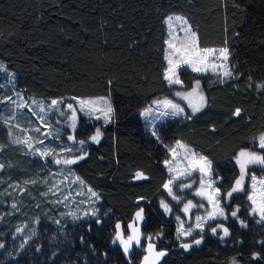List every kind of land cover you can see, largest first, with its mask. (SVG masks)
I'll list each match as a JSON object with an SVG mask.
<instances>
[{
  "label": "trees",
  "instance_id": "1",
  "mask_svg": "<svg viewBox=\"0 0 264 264\" xmlns=\"http://www.w3.org/2000/svg\"><path fill=\"white\" fill-rule=\"evenodd\" d=\"M170 13L187 19L199 46L228 49L231 75L180 70L185 88L199 81L206 104L158 123L153 135L138 114L176 89L165 79ZM0 61L26 95H107L113 109L109 122L80 117L75 130L87 155L70 167L99 198L96 215L80 220L59 215L42 197L46 166L10 140L0 117V264H126L116 234L126 232L140 206L148 217L144 232L166 252L157 264H264V221L249 213L247 199L248 175L264 177V165H250L243 190L227 196L239 177L236 153L264 156L254 143L264 132V0H0ZM97 129L99 142L90 141ZM177 140L211 160L227 216L185 240L175 232L179 204L163 189L165 161ZM137 172L146 178L135 179ZM161 199L173 207L170 215ZM35 221L40 238L17 244L16 230ZM218 225L229 235L220 228L213 234ZM201 237L199 248L181 249V242ZM141 256L135 251L133 264Z\"/></svg>",
  "mask_w": 264,
  "mask_h": 264
},
{
  "label": "rangeland",
  "instance_id": "2",
  "mask_svg": "<svg viewBox=\"0 0 264 264\" xmlns=\"http://www.w3.org/2000/svg\"><path fill=\"white\" fill-rule=\"evenodd\" d=\"M170 17L172 18L171 20H169ZM177 17L181 19H176ZM164 23L166 34L164 51L166 74V70L169 68L168 60L172 59L173 61H176L177 59L174 55L175 49L170 47V44L180 47L182 43L185 42V30L188 29L190 24L184 16L176 13L168 14L164 19ZM191 30L194 31L192 28ZM198 47L201 50L202 55H207L205 62L197 65L204 70L199 72L193 71L191 66L182 64L176 70L181 83L169 84L166 80L169 86L176 87V89H173L169 95H162L154 98L147 107L139 111L138 115L142 120L143 127L151 133L154 132L155 126L158 123H162L171 118L185 117L188 113H193L191 107H189V101L183 99L181 96H177V92L189 93L195 88L197 89V93L191 97L193 102L196 101L198 95L201 93L205 97L201 85H197V82L189 88L184 87L179 73L180 70L188 69L197 74H204L208 72L215 75L218 74L221 77H227L224 75L225 71L231 73L229 53L227 59L225 60L222 56H220L218 51L219 49H223L225 47H201L199 45ZM203 49H213L217 51L211 54H204L202 51ZM0 69L4 71V78L0 82V117L3 119L8 128L10 140L21 146L24 153L30 156V158H34L46 166V174L44 176L45 179L39 181L41 186L44 187V190H42L44 196L42 197L50 206L56 208L59 215H67L72 220L92 218L93 215H91V213H96V204L98 203L99 198L97 195H92L94 191L83 183L82 179L70 167L71 164H64L63 160L75 159L77 155H83L81 146L85 144V139L75 133L80 117L89 118V120L94 119L101 123H107L111 120L112 113L106 112L108 105L102 102V100H107L111 106L110 97L107 95H96L88 97L52 99L61 101V103L51 105L52 100H43L34 96H29L24 92L15 89L13 86L14 74L6 70L5 64L1 61ZM80 100H101V102L95 105V108L97 109L96 111L89 112L88 110H80V105L78 103ZM165 100H171L173 103L179 104L180 107L184 109V112L176 116L171 114L167 116L162 115L164 111L171 112L170 109L164 108L162 102ZM68 104H71L73 108L76 109L74 128L72 126L73 120L71 118L72 111L68 109ZM101 109L104 111H101ZM146 109H149L150 111L147 114H144ZM37 129H39V131H37ZM95 134L96 132L93 135ZM261 135H264V132L256 136L254 139V143L259 149H262L259 143ZM70 136L74 137V139H69ZM91 137L89 139L90 141H92ZM18 140L21 142L17 143L16 141ZM25 140H27V143L23 142ZM80 141H84V144H81ZM29 145H31V147H29ZM241 151L255 152L249 149H241L236 153L235 162L239 168L238 179L240 178V165L237 163L236 158ZM41 153H47V155H41ZM193 153L195 156H193ZM256 154L260 155L259 153ZM200 156L205 155L180 140L175 141L169 148V163L166 164L169 177L164 185L171 180L172 184L170 187L173 190V195L179 197V199H173L164 185L163 189L167 198L170 199L171 202L179 204L177 207V213L174 216L177 226L176 236L179 235L178 229L181 227L185 231L192 228L193 235L195 232L203 231L206 224L212 220H224L227 218L226 207L222 203L219 192V196L217 197V199H219V207L223 209L225 215H217L215 219H206L208 213L214 210V205L209 201L208 197L214 194L217 186L212 178V162L210 174L201 173L198 168H195L191 164L194 159H198ZM185 157H187V159H185ZM207 159L211 161L208 157ZM57 160H60L61 162L56 163ZM250 165L253 164L247 165L244 180L248 175L247 168ZM169 169H171V171ZM252 177L256 178L255 183L258 192L262 187H264L259 183L264 180L263 176H257L253 173L248 175V196L253 194L252 185L254 182ZM135 179H137L136 175ZM201 182L204 184L203 189L201 188ZM210 182L212 184L211 187L208 186ZM184 185H191V187H184ZM199 191H203L205 194L203 196L197 195V192ZM161 201L167 203L169 211H165L161 205ZM188 201H191L194 206L191 207L188 212H185L184 207ZM249 202V213L260 218L258 213H252V204L250 200ZM160 207L166 215H170L173 211V207L170 206L164 199L160 200ZM197 217L202 218L200 222L203 224V229L196 227ZM37 224L38 221H35L28 226L20 227L19 231L16 230L15 239L17 244L25 246V244L39 239L41 234L38 233ZM191 236H180V240L188 239ZM37 248H39V246H37Z\"/></svg>",
  "mask_w": 264,
  "mask_h": 264
},
{
  "label": "snow or ice",
  "instance_id": "3",
  "mask_svg": "<svg viewBox=\"0 0 264 264\" xmlns=\"http://www.w3.org/2000/svg\"><path fill=\"white\" fill-rule=\"evenodd\" d=\"M171 19L172 18L170 17L169 20H171ZM176 19H181V18L177 17ZM185 34H186L185 42L182 43V45L180 47H176L175 45L170 44V47L175 49L174 55L177 57V59H176V61H173L172 59L168 60L169 68L166 70L165 79L168 81L169 84H180L181 83L179 77L177 76L176 70L182 64L191 66L193 71L199 72V71L204 70L203 68L197 66L198 64L204 63L205 60L207 59V55H202L201 50L198 47L197 34L191 30L190 26L188 27V29L185 30ZM202 51L204 54H211L217 50L203 49ZM218 51L220 53V56H222L226 60L227 56H228V49L223 48V49H219ZM224 75L229 76V75H231V73L228 71H225ZM197 85H199V81H197ZM196 93H197V89H195V88L192 90V92H189V93H181V92L176 93L177 96H181L183 99L189 101V107H191L193 113L199 112L206 104L205 97L203 96L202 93L199 94L196 101L193 102L191 97H193V95ZM100 102H101V100H80V101H78V103L80 105V110L81 111L88 110L89 112L96 111L97 109L95 108V105L100 103ZM102 102L104 104L108 105L106 112L112 113L113 109L111 108L109 102L107 100H102ZM59 103H61V101H57V100L51 101V105H57ZM157 103H160V102H157ZM162 103H163L165 109L171 110V112L164 111L162 113V115H164V116H167L169 114L176 116V115H180L184 112V109L182 107H180L179 104H175L171 100H165ZM67 107H68V109H70L72 111V117L71 118L73 120L72 126L74 128L75 127V119H76V109H74L71 104H68ZM101 111H104V110L101 109ZM149 111H150L149 109H146L144 114H147ZM240 111L241 110L239 108H237L235 110L234 115H239ZM187 118L190 119L191 117L189 116ZM37 131H39V129H37ZM153 135H155V132H153ZM100 136H101V133H100L99 129H97L96 134L91 137V140L95 141V142H99ZM69 139H74V137L70 136ZM16 142L19 143L21 141L18 140ZM23 142L27 143V140H25ZM80 143L84 144V141H80ZM259 143H260V147L262 149H264V135L260 136ZM29 147H31V145H29ZM41 155H47V153H41ZM84 155H87V153H84ZM84 155H77L75 157V159H65V160H63V163L64 164H74V163H76L77 160L83 159ZM193 156H195L194 153H193ZM185 159H187V157H185ZM236 159H237V163L240 165V178L235 181V185L231 188V191L227 192L228 197H231L233 195V193L240 192L243 190V182H244L245 171H246L247 165H249V164L264 165V156L257 155L255 152L241 151ZM60 162H61L60 160L56 161V163H60ZM165 163L168 164L169 162L165 161ZM191 164L195 168H198V170L201 173L210 174L211 161H209L207 159V157L200 156L198 159H194L191 162ZM169 170L171 171V169H169ZM136 178L139 179V178H146V177H143V173L137 172ZM252 180L254 182L252 185L253 194L248 196V199L251 201V204H252L251 211L253 214L258 213L260 216V220L264 221V187H262L258 192L257 188H256V183H255L256 178L252 177ZM259 183L262 186H264V180L260 181ZM171 184H172V181L170 180L167 184L164 185V187L166 189H168V193L170 196H172L173 199H179V197L173 195V190L170 187ZM208 186L209 187L212 186L211 182L209 183ZM184 187H191V185H184ZM203 187H204V184H203V182H201V188L203 189ZM219 192H220V189L217 188V189H215L214 194H212L208 197L209 201L211 203H213V205H214V210L212 212L208 213V216L206 219H215L217 215H219V216L225 215L223 209L219 207V199H217V197L219 196ZM204 194L205 193L203 191L197 192V195L203 196ZM92 195L96 196L97 194L93 192ZM161 205L165 209V211H169L167 203H165L164 201H161ZM193 206L194 205L192 204V202L188 201V203L184 207V211L188 212L189 209ZM91 215L95 216L96 213L92 212ZM231 215L236 216L237 215L236 211H233L231 213ZM136 217L138 219L142 218L141 212H137ZM201 219H202L201 217H197L196 227L203 229V224L200 222ZM241 225L246 226L243 221H241ZM116 227L119 229L120 225L117 224ZM129 227L132 228L133 234L129 235L127 237V239H125L120 232H117V234H116L117 240H119L120 244L123 245V251L125 254H127L129 252V248L131 247L133 241H135L137 244L140 241V234H139L138 229H135L132 225H129ZM218 228L222 229L223 236L226 237L229 235L228 228L223 227V225H218L217 227H212L211 228L212 233L216 234L218 231ZM17 231H19V229H17ZM192 231H193L192 228H189L187 231H185L181 227L180 229H178L179 235L177 236V239H180V236H191ZM148 239H149V241H151V237H148ZM202 239H203V237H201V239H194L193 241H191V243H181L180 246L182 248H184L185 250H187V249H190L194 244L199 245L202 242ZM113 243H115V241H113ZM148 247H149L150 252H152L154 249V245L150 242ZM153 255L155 256L156 260H159L161 257L166 255V252H163V251L153 252ZM145 261L146 262L148 261V257H145Z\"/></svg>",
  "mask_w": 264,
  "mask_h": 264
},
{
  "label": "water",
  "instance_id": "4",
  "mask_svg": "<svg viewBox=\"0 0 264 264\" xmlns=\"http://www.w3.org/2000/svg\"><path fill=\"white\" fill-rule=\"evenodd\" d=\"M137 212H141V217L142 218L138 219L136 217V213ZM147 223H148V217L145 214V209H144L143 206H140L139 208H137L134 211V213L132 214L131 219L127 222V225H126L127 231H126L125 234L122 235L125 239H127V237L129 235H132L133 234V230H132V228L129 227V225H132L135 229H138V231H139V234H140L139 243L137 244L135 241H133L131 247L129 248V252L127 254L124 253L123 245L120 244L119 240H118V243H117L118 249L121 252V254L123 256V259L125 260L126 264H133L131 256L133 255V253L135 251H138V250H141L143 252V255L140 258L139 264H157L160 261V259L156 260L155 256L153 255V252H160V250H157L155 246H154V249H153L152 252H150V250H149L148 245H149L150 242L146 240L147 237H146V235L143 232V230L146 227ZM185 243H191V242H185ZM200 244L199 245H195L194 244L190 249H187V250H185L182 247H181V249L183 251L187 252L189 250L199 248ZM145 257H148V261L147 262L145 261Z\"/></svg>",
  "mask_w": 264,
  "mask_h": 264
},
{
  "label": "flooded vegetation",
  "instance_id": "5",
  "mask_svg": "<svg viewBox=\"0 0 264 264\" xmlns=\"http://www.w3.org/2000/svg\"><path fill=\"white\" fill-rule=\"evenodd\" d=\"M146 214V213H145ZM145 229V228H144ZM176 229H177V226H175V232H176ZM126 231H127V229H126ZM143 232H144V230H143ZM126 233V232H125ZM124 233V234H125ZM144 234L146 235V240L147 241H149V239H148V235L144 232ZM150 237V236H149ZM177 237V236H176ZM149 242H151L152 244H153V241H152V238H151V241H149ZM185 242H191V241H185ZM185 242H181V243H185ZM155 247H156V245L155 244H153ZM181 245V244H180ZM181 247V246H180ZM157 249V248H156ZM119 250V249H118ZM157 250H159V249H157ZM138 251H141V250H138ZM142 252V251H141ZM121 253V252H120ZM134 254V253H133ZM142 255H143V252H142ZM133 256V255H132ZM131 256V257H132ZM132 259V258H131ZM140 261V260H139ZM133 263V262H132ZM139 264V263H138Z\"/></svg>",
  "mask_w": 264,
  "mask_h": 264
}]
</instances>
